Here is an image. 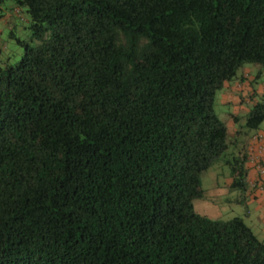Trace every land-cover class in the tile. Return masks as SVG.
<instances>
[{
	"label": "trees",
	"instance_id": "16d2710c",
	"mask_svg": "<svg viewBox=\"0 0 264 264\" xmlns=\"http://www.w3.org/2000/svg\"><path fill=\"white\" fill-rule=\"evenodd\" d=\"M0 6L30 30L0 59V264H264L244 217L195 207L215 164L248 187L215 100L264 72V0ZM263 121L264 94L243 127Z\"/></svg>",
	"mask_w": 264,
	"mask_h": 264
},
{
	"label": "crops",
	"instance_id": "0c3cea01",
	"mask_svg": "<svg viewBox=\"0 0 264 264\" xmlns=\"http://www.w3.org/2000/svg\"><path fill=\"white\" fill-rule=\"evenodd\" d=\"M0 10L3 12L0 15V23L4 22L5 27L9 30L15 29L18 21L15 12L10 10L9 7L4 9L0 6ZM1 33L0 28V37L4 43ZM5 48L6 43H4L3 48L0 50V59L3 56ZM243 73L246 76L245 80L227 83L221 90V96L223 104H227L232 108V111L229 113L230 117L226 119L230 134L235 137L238 144L237 148H243L248 153V160L246 162V167L248 168V187L243 192L247 194V198H244L245 201L254 202V214L252 217V212H248L246 213V217L254 221L256 219V222L260 225V230L264 234V172L261 171V167L264 168V129L259 128L258 130L247 132L243 124L237 126V121L246 119V115L256 102L257 97L264 94V77H260L257 80L250 67H246ZM239 130L241 134L237 135ZM232 182L233 176L229 172V179L225 183L227 191L220 193H229L230 189H232ZM210 205L213 207L203 208L205 213L201 214L211 218H220L224 214V211H226L224 207L221 208L214 204Z\"/></svg>",
	"mask_w": 264,
	"mask_h": 264
},
{
	"label": "rangeland",
	"instance_id": "374dc122",
	"mask_svg": "<svg viewBox=\"0 0 264 264\" xmlns=\"http://www.w3.org/2000/svg\"><path fill=\"white\" fill-rule=\"evenodd\" d=\"M10 2V1H8ZM3 12L0 10V15H2ZM17 28H16V34L23 38L27 39L30 36V30L27 28V23H20L17 21ZM1 28V36L4 40V43H6V48L4 49V53L2 54L4 58L9 57L10 61L12 63H17L20 61L24 54V47L21 46L16 39L9 36V29L5 27L4 22L0 23ZM1 39V37H0ZM2 41V39H1ZM3 43V41H2ZM249 66L252 71L254 72V75L256 76L258 73V65L255 63L247 65ZM261 78L264 77V72L260 76ZM215 110L217 114L223 119L226 120L230 117V112L232 111V108H230L229 105L223 104L222 102V96L221 91L217 93L216 100H215ZM247 117V115H246ZM246 123V119L243 121H237V126L244 125ZM260 128L264 129V121L262 122ZM250 130L247 129V132ZM229 168L223 164H215L210 169L205 171L202 174V182L203 187L205 189V198L197 199L195 200V207L198 212L205 213V208H211L213 207L210 204L217 205L218 207H224L226 211H224V214L219 219H230L234 216H242L247 221V224L254 230V232L257 234V236L264 241V234L260 230V225L257 220H251L248 217H246V213L252 212V217L254 214V202L244 200V198H247V194L243 192V190L240 189H230L229 193H220L227 191V187L225 183L229 179ZM204 208V209H203ZM251 217V218H252ZM247 218V219H246Z\"/></svg>",
	"mask_w": 264,
	"mask_h": 264
},
{
	"label": "built area",
	"instance_id": "2783aa9c",
	"mask_svg": "<svg viewBox=\"0 0 264 264\" xmlns=\"http://www.w3.org/2000/svg\"><path fill=\"white\" fill-rule=\"evenodd\" d=\"M261 171L264 172V168L261 167Z\"/></svg>",
	"mask_w": 264,
	"mask_h": 264
}]
</instances>
